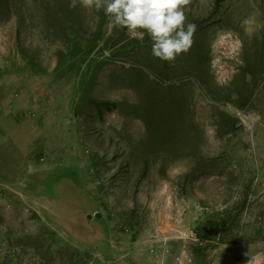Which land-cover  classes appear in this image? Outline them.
Returning a JSON list of instances; mask_svg holds the SVG:
<instances>
[{
	"label": "rangeland",
	"instance_id": "374dc122",
	"mask_svg": "<svg viewBox=\"0 0 264 264\" xmlns=\"http://www.w3.org/2000/svg\"><path fill=\"white\" fill-rule=\"evenodd\" d=\"M0 264H264V0H0Z\"/></svg>",
	"mask_w": 264,
	"mask_h": 264
},
{
	"label": "trees",
	"instance_id": "16d2710c",
	"mask_svg": "<svg viewBox=\"0 0 264 264\" xmlns=\"http://www.w3.org/2000/svg\"><path fill=\"white\" fill-rule=\"evenodd\" d=\"M145 80H146L147 85H149V86H157V87L163 89L162 88L163 87L162 82H157L155 80H151L147 75H145ZM151 101L152 102L148 103L147 106H146V108L149 110V112L147 113L148 116L149 115L155 116V115L163 114V112L161 110H159V108L162 109L161 105H160L162 103L158 104V103H156V100H151ZM105 105L108 108L115 107L114 104L106 103ZM167 108L169 109V115H173V116L177 115L176 111L170 109V104H168ZM152 116H149V117H152ZM139 118L143 120V122H144V124L146 126L147 134L149 135L151 133V129H152L150 120L147 119V116L141 115V113L139 114ZM231 126H233L232 120H231ZM174 131H176V129H174V128L171 129V134H174ZM199 252L200 251L198 250V248H196L195 249V253L197 254Z\"/></svg>",
	"mask_w": 264,
	"mask_h": 264
},
{
	"label": "water",
	"instance_id": "95a60500",
	"mask_svg": "<svg viewBox=\"0 0 264 264\" xmlns=\"http://www.w3.org/2000/svg\"><path fill=\"white\" fill-rule=\"evenodd\" d=\"M91 216H93L94 218H95V217L98 218V217H100V213L95 212L93 215L88 214V215H87V218H90Z\"/></svg>",
	"mask_w": 264,
	"mask_h": 264
}]
</instances>
